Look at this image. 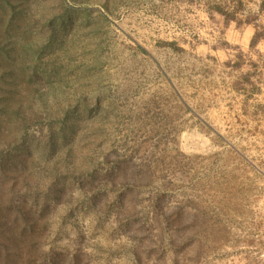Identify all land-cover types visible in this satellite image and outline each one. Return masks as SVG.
<instances>
[{
  "label": "rangeland",
  "instance_id": "1",
  "mask_svg": "<svg viewBox=\"0 0 264 264\" xmlns=\"http://www.w3.org/2000/svg\"><path fill=\"white\" fill-rule=\"evenodd\" d=\"M0 8L44 45L15 94L35 116L27 149L0 130L22 162L0 174V264H264V81L227 59L213 14L244 9L264 39V0ZM13 89L0 82V106Z\"/></svg>",
  "mask_w": 264,
  "mask_h": 264
},
{
  "label": "trees",
  "instance_id": "2",
  "mask_svg": "<svg viewBox=\"0 0 264 264\" xmlns=\"http://www.w3.org/2000/svg\"><path fill=\"white\" fill-rule=\"evenodd\" d=\"M65 5L66 0H62ZM223 12L220 8H215ZM1 12L8 13V16H3L2 20L6 21L5 35L0 40V64L4 66L0 73V82L16 83L17 90L13 89L11 98H7V103L0 107V130L3 128L9 129L10 126L15 128V133L12 137L13 143H17L18 150L27 149L25 135L28 126L34 120V113L27 108H24V101H17L15 94L21 92L22 99L31 95L32 88L30 84L36 81L38 57L32 54L33 43L36 48L42 49L41 36L31 35L32 23L28 18H17V14L21 11L19 8H0ZM61 21H65L64 16ZM33 36V37H32ZM259 33H257V37ZM256 35L253 38L252 44L256 43ZM32 48V49H31ZM39 51V50H38ZM22 85L23 87H21ZM15 88V86H14ZM35 91V90H33ZM24 99V100H25ZM35 121V120H34ZM9 144V145H11ZM19 154L14 153L8 148H0V174H7L16 167L21 165ZM13 201V198H10ZM0 208V217H1ZM0 224L2 225L1 221Z\"/></svg>",
  "mask_w": 264,
  "mask_h": 264
},
{
  "label": "crops",
  "instance_id": "3",
  "mask_svg": "<svg viewBox=\"0 0 264 264\" xmlns=\"http://www.w3.org/2000/svg\"><path fill=\"white\" fill-rule=\"evenodd\" d=\"M242 13H244V9H241L238 14H231L230 16L216 12L213 13L215 16L218 15L222 38L225 42L229 43V46L225 47L224 53L230 50L233 51V55L228 54L229 58H227L231 61L236 62L239 57H242L245 60L248 59L257 63V69L262 73L264 81V39H259V36L257 37L258 31L254 23L255 19L248 18ZM260 21L261 23L264 22V14L260 15ZM255 35L258 41L254 45H251Z\"/></svg>",
  "mask_w": 264,
  "mask_h": 264
}]
</instances>
